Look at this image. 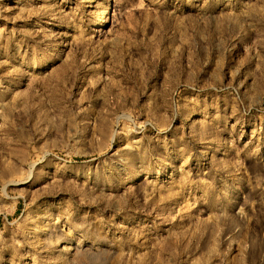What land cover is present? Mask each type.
Wrapping results in <instances>:
<instances>
[{
	"label": "rangeland",
	"instance_id": "1",
	"mask_svg": "<svg viewBox=\"0 0 264 264\" xmlns=\"http://www.w3.org/2000/svg\"><path fill=\"white\" fill-rule=\"evenodd\" d=\"M0 264H264V0H0Z\"/></svg>",
	"mask_w": 264,
	"mask_h": 264
},
{
	"label": "bare ground",
	"instance_id": "2",
	"mask_svg": "<svg viewBox=\"0 0 264 264\" xmlns=\"http://www.w3.org/2000/svg\"><path fill=\"white\" fill-rule=\"evenodd\" d=\"M109 9H110V7H108L103 12V14L97 19V21L94 24L95 28H103V27H105L106 22H107V17H108V14H109Z\"/></svg>",
	"mask_w": 264,
	"mask_h": 264
}]
</instances>
